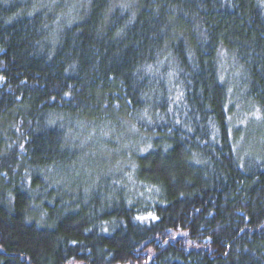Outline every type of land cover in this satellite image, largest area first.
Returning <instances> with one entry per match:
<instances>
[{"label":"trees","instance_id":"16d2710c","mask_svg":"<svg viewBox=\"0 0 264 264\" xmlns=\"http://www.w3.org/2000/svg\"><path fill=\"white\" fill-rule=\"evenodd\" d=\"M63 2L0 0V264H264V0Z\"/></svg>","mask_w":264,"mask_h":264},{"label":"rangeland","instance_id":"374dc122","mask_svg":"<svg viewBox=\"0 0 264 264\" xmlns=\"http://www.w3.org/2000/svg\"><path fill=\"white\" fill-rule=\"evenodd\" d=\"M51 1L56 2L57 0ZM66 1L62 5L65 6L64 8L69 12V15L80 10L81 6L85 3V0ZM135 1L127 0L126 4L130 5L131 3H135ZM220 65V80L226 85L228 91V110L229 108L231 109L230 119L232 121V129L238 132L237 140L234 143L235 150H237L241 160L246 162L255 158L254 161L261 163L263 160L256 158H264V126L261 123L262 116L255 105L246 98L245 89L242 87L244 77L241 71L236 68L233 58L228 55H222ZM91 138L92 136L89 139ZM99 154L100 161L102 162L110 159V156L102 150ZM95 168L96 171L95 173L93 172V176L101 174V171L98 173L97 167ZM45 183L46 190H54L51 181H45Z\"/></svg>","mask_w":264,"mask_h":264}]
</instances>
